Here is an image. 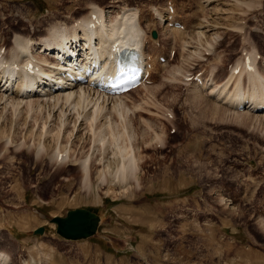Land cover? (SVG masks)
<instances>
[{
    "label": "rangeland",
    "instance_id": "1",
    "mask_svg": "<svg viewBox=\"0 0 264 264\" xmlns=\"http://www.w3.org/2000/svg\"><path fill=\"white\" fill-rule=\"evenodd\" d=\"M167 3L184 26L178 34L156 19L157 12L167 16ZM95 9L107 20L136 11L144 55L156 59L157 66L165 65L153 69L151 80L144 84L150 90L140 85L121 100L130 108L141 104L145 109L129 111L132 117H126L127 122L135 121L129 128L132 140L126 143L133 142L137 176L124 182L114 176L100 181L102 156L111 175L121 165L111 161L106 167L113 160V149H97L85 113L77 121L72 111L66 132L56 135L60 110L51 111L44 139L39 138L40 127L48 112L36 124V116L27 119L21 113L23 119L16 123L10 108L4 110L5 104H0V116L7 115V121L1 116L0 129L7 127L13 137L10 147L0 138V253L8 256L6 264H264V120L249 125L220 111L224 116H218V110L213 112L215 98L205 96L214 83L202 93L195 81L167 82L172 68L182 65L184 71H204L203 79L210 75L213 82L222 83L244 49L254 54L256 67L264 74V0H0V48H7L3 58L16 37L28 39L36 51L51 29H72ZM152 29L158 31V41L150 38ZM198 32H203L202 41ZM212 36L217 37L214 52L208 53L206 41ZM194 51L204 57L186 60ZM158 55L162 57L157 59ZM3 83L0 90L5 89ZM74 90L80 88L63 92L74 94ZM10 92L3 93L12 99L15 93ZM147 96L153 99L145 103ZM106 105L97 117L99 125L113 102ZM58 143L70 149V160L92 157L89 187L81 181V166H69L76 162L54 164L51 151ZM41 145L48 147V154L39 152ZM81 206L101 216L98 231L80 241L63 240L49 218ZM39 226L45 228L44 234H35Z\"/></svg>",
    "mask_w": 264,
    "mask_h": 264
},
{
    "label": "bare ground",
    "instance_id": "2",
    "mask_svg": "<svg viewBox=\"0 0 264 264\" xmlns=\"http://www.w3.org/2000/svg\"><path fill=\"white\" fill-rule=\"evenodd\" d=\"M92 15H94V17ZM105 16L106 15L104 14V12L99 9H95L91 10L86 17H83L82 19L77 21L72 29L65 28V30H63V27L61 26H56L53 29L50 28L51 31L48 35V38L44 40V43H42L40 49H37L36 51H34L35 48L33 49V45L31 44V42L28 41V39H23V37H16L14 41L15 46L13 45L14 47L10 49V51H8V54L5 58H3L4 54H1L0 52V82L4 81L3 86L5 87L4 90L0 91L6 92L8 94H11L10 91H12V93H15V96H11L12 99H9L6 96V93L2 92L0 94V104H5L4 110L8 109V107L10 108L8 109L11 110L10 117L13 120L16 119V123H19L18 120L20 121L23 119L22 117V119H20L21 113H26L27 116L24 118L36 116V118H32L36 124L37 119H39L38 117H41V115L44 114L45 111L48 112V114L45 113L47 114L46 121H44L43 118V121L41 120L44 123L42 127H40L42 134H39V138L44 137L48 133L47 123L49 118L51 117V111L58 112L60 110L58 118L61 124L58 128L59 131H57L58 134L56 133V135H59L60 131H63V129L68 127L66 126V123L72 111V116L74 113H76L77 121L78 118L81 117V115H84L85 113L86 118H84L87 120V122L90 123V134L92 133L94 135L95 141L99 144V146H96L97 149L99 147L102 152L108 147H111V149H113V160L107 162L106 167L109 166V163H111V161L117 164L120 163L121 165L117 168L114 175H111L110 171L108 173L105 171L108 168L105 169V165L103 164L104 156H102V159L99 160L96 158L99 163H101V165L103 166V169L100 171V173H98L100 174L98 176L100 177V181L104 183L106 177L114 176L117 180L124 182V180L129 176L130 178L131 176L132 178L136 177L137 170L139 169L138 158L133 152V142L130 144L126 143V141L128 140H132V138H130L133 137L130 131V125L133 126L135 121L134 119H132L131 121L127 122L126 117H132V115L129 114V111L133 112L132 114H134V110L139 113L141 111L144 112L145 109L141 104L134 107V109L132 107L130 108L128 105H126V103H121V100L122 98H124V96H126L127 98V95L129 93L132 94L133 92H136L138 90H131L128 93L126 92L122 94L121 96L112 95L108 93L105 94L104 92H101L98 89L88 86L87 84L80 85L76 83L74 79L77 73L81 75L84 74L83 70L75 68L76 62H80L82 66L88 68L93 67V69H95L93 72L94 76H100L102 75L103 70L105 68H107V72L113 73V67L109 63L110 60L106 59V55L115 56L121 49L126 47H133L138 48L140 51V55H142V57L144 56L142 46L144 44L145 39L143 34V28L141 25L142 23L140 24L139 19L137 18V12H131V10L130 12L123 11L122 14L119 13L118 15H116L115 20H107ZM156 16V19L161 24H163L165 20H168L167 17L161 14V12H157ZM164 17L165 20L163 19ZM174 25L175 23H173L172 25L173 30H176V33L180 32L181 28L177 30V27ZM202 34L203 32H198V39H202ZM216 38L217 37H213L212 40L208 39L206 41L207 47H205V49H207L208 53L214 50L213 41L216 40ZM82 42L85 44L84 47H82ZM54 49L56 51H54ZM188 54L189 55L186 60H189L190 58L199 59L201 57H204V55L202 54V52L200 53V51H194L193 53L189 52ZM161 56L162 55H158L157 59ZM28 61H30L32 65L28 67V69L23 68V63ZM155 61L156 59L152 61L150 57V60H147L145 62L147 70L150 71V76L153 75V69L157 67L161 68L160 66L164 65L159 64L157 66ZM188 62L192 63L193 61ZM254 63L256 65V59L253 57L251 58L250 68L247 69L244 66H241L240 71L236 73L234 71L236 67L239 66V63H237L232 67L233 69L230 76L225 79V81H221L222 83H219L220 81L218 83L213 82V79H210V75L204 77V79L202 78L203 75L199 77V81L195 84L199 85L198 89H201L202 93L206 88H208L209 84H215V86L211 88L209 92L206 93V95H204L206 97L215 98L217 105L215 103V110H213V112L215 111L216 113V111L218 110V116H224L223 114H220L222 112L227 114V116L229 115L231 118L234 117L238 121H240L241 119L248 121L247 123H249V125H258V122L264 120V109H262V106H264V74H261L258 68L254 66ZM99 68L101 69L97 71ZM171 71V75L169 76L167 81L169 83H173L178 78L182 79L184 77V69L182 70V65L180 67L175 66L174 68H172ZM209 76L210 78H208ZM147 79L150 80L151 78L148 77ZM60 83L65 88L68 86V89L75 87V85H78L80 91L74 90L75 93L73 94L71 92H63L65 88L55 89L54 87H56ZM160 85L162 86L163 83ZM242 85L245 86V91H243ZM146 86L147 85L141 86V88L144 87L145 89H147V91L151 89V87ZM157 88H159L158 85L153 91H158ZM153 91L151 92L153 93L152 96H154L155 94ZM55 92H58L59 94L53 95V93ZM197 93L198 91L195 93L193 92L190 95L196 96ZM34 94H36L38 97L44 95L45 96L43 98L41 97L38 99L37 97V99H33L32 96H34ZM30 96L32 97V99ZM24 98H29V100H25V104L23 101ZM151 98L147 96L143 101H145V103H148L149 99L152 101L153 98ZM2 101L4 102L1 103ZM107 101L113 102V106L112 108H108V111L106 113L103 112L104 117H102L106 120L104 123L99 125L100 122L98 123L97 119L99 118L97 117L101 114L104 109L107 108V105L105 107V103H107ZM241 104L244 105V108L242 109L240 107ZM24 105L26 106L25 110H23ZM259 112H261V114ZM5 116H2V118L3 120L7 121V115ZM13 120H11V123H13ZM118 121L120 122L118 123ZM143 122L145 127L151 128V125L149 124L150 122H145L144 120ZM257 125L255 127H257ZM63 126L64 128H62ZM7 129V127L6 130L4 128L2 130L0 129V138H4L6 140L5 143L10 147L13 145V139H11L13 137H9L12 136V131H7ZM252 129L255 128L252 127ZM59 137L60 136H57V141ZM106 137L108 138V140H106ZM45 138L46 137H44V139ZM41 140H43V138ZM105 140L107 143L106 145H103ZM9 141L12 143H10ZM38 144H42V142ZM47 148L48 147L41 145L39 146V152H47ZM49 149H51V147ZM52 151L51 153L53 154L52 156L55 160L54 164H58L59 166L65 164L67 166V164L72 161L74 163L76 162V164H69V166L76 167V165H80L81 171L83 173L81 174L83 175L81 177V181L86 184L87 187H89L87 183H89L88 181H90V169L93 167L92 157L87 156L81 162H78V159H76L75 161H73V159L70 160L72 157V155L70 156V149L67 148V146H63L62 143L60 145L59 143L56 144V148L54 145ZM7 261H9L8 256L0 253V264H6Z\"/></svg>",
    "mask_w": 264,
    "mask_h": 264
},
{
    "label": "water",
    "instance_id": "3",
    "mask_svg": "<svg viewBox=\"0 0 264 264\" xmlns=\"http://www.w3.org/2000/svg\"><path fill=\"white\" fill-rule=\"evenodd\" d=\"M156 31H151V37H156ZM55 224V231L63 239L79 240L93 236L97 231L100 215L84 207L69 209L63 216H53L49 219ZM43 227H38L35 233L42 234Z\"/></svg>",
    "mask_w": 264,
    "mask_h": 264
}]
</instances>
